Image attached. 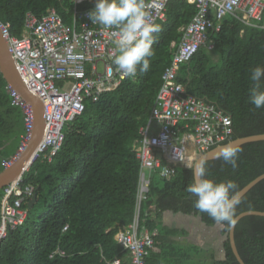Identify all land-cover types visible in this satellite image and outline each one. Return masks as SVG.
<instances>
[{
  "label": "trees",
  "instance_id": "16d2710c",
  "mask_svg": "<svg viewBox=\"0 0 264 264\" xmlns=\"http://www.w3.org/2000/svg\"><path fill=\"white\" fill-rule=\"evenodd\" d=\"M73 0H0V22L9 24L12 35L21 37L27 13L40 17L54 9L65 24L72 17ZM82 2L78 9H92ZM195 7L186 0H170L165 20L154 33L153 56L146 73L123 80L114 90L96 99L88 97L83 112L63 127L64 138L51 160L37 157L21 176L31 185L36 201L26 211L24 222L7 231L0 240V264H130L128 252L114 240L135 213L139 163L133 151L139 127L149 117L160 76L170 64L181 39L180 28L191 20ZM211 51L199 48L178 68L177 80L185 93L214 104L231 119V136L222 141L264 133V108L249 103L251 70L264 66V29L226 16L217 32H210ZM0 74V171L10 159L24 132L20 107L11 97ZM13 144L7 152L6 146ZM8 144V145H7ZM238 167L221 160L207 161V178L233 180L239 190L264 173V141L241 145ZM211 147L210 149H212ZM194 182L190 167L176 169L169 178L150 177L149 190L139 208V225L156 229L145 264H239L233 255L228 231L207 213L194 207L195 196L187 192ZM0 190V201L3 198ZM264 212V179L253 186L238 206L244 211ZM163 212L198 217L208 226H218L224 236L223 259L196 244H178L173 237L187 231L163 224ZM234 242L244 264H264V217L245 216L234 228Z\"/></svg>",
  "mask_w": 264,
  "mask_h": 264
},
{
  "label": "built area",
  "instance_id": "2783aa9c",
  "mask_svg": "<svg viewBox=\"0 0 264 264\" xmlns=\"http://www.w3.org/2000/svg\"><path fill=\"white\" fill-rule=\"evenodd\" d=\"M95 5V0H73L72 17L65 24L54 9L36 17L27 13L21 37L0 22V33L8 45L14 66L26 88L42 103L44 131L32 160H51L60 148L64 125L79 116L88 97L114 90L124 77L113 64L115 46L112 31L88 18L92 9H78L82 2ZM170 0H142L144 10L158 25L165 20ZM195 13L182 33L170 64L160 76V86L149 117L137 131L133 151L139 163L132 221L114 235L116 243L128 252L130 264H145L153 245L156 229L139 225V208L149 190L150 177L169 178L180 167H189L200 154L231 136V119L214 104L185 93L177 80L178 68L204 47L213 49L210 32L221 28L226 16L241 23L264 29V0H186ZM10 104L23 113L24 132L15 154L2 160L6 168L28 145L34 127L30 104L17 91L6 86ZM182 157V159H181ZM28 167L26 168V170ZM25 170V171H26ZM34 193V187L23 185L21 177L3 187L0 201V240L7 231L20 226L26 217L23 208ZM111 264H119L114 260Z\"/></svg>",
  "mask_w": 264,
  "mask_h": 264
},
{
  "label": "clouds",
  "instance_id": "9594fccd",
  "mask_svg": "<svg viewBox=\"0 0 264 264\" xmlns=\"http://www.w3.org/2000/svg\"><path fill=\"white\" fill-rule=\"evenodd\" d=\"M93 24L106 29H114L112 36L115 46L113 64L124 77L134 78L137 71L146 73L153 56L154 33L160 31L149 14L144 10L142 0H95L94 8L88 13ZM252 86L248 100L255 109L264 108V66L258 65L251 70ZM243 148L236 143L221 146L214 158L238 167L239 154ZM182 159V157H181ZM193 170L194 182L187 192L196 197L194 207L219 225L231 230L237 223L236 212L242 203V192L235 181H214L207 178V158L202 157L189 165Z\"/></svg>",
  "mask_w": 264,
  "mask_h": 264
},
{
  "label": "water",
  "instance_id": "95a60500",
  "mask_svg": "<svg viewBox=\"0 0 264 264\" xmlns=\"http://www.w3.org/2000/svg\"><path fill=\"white\" fill-rule=\"evenodd\" d=\"M0 74L2 78L5 80L6 84L9 85L11 88H13L15 91L18 92L20 97L26 101L28 104L31 105L32 110H33V115H34V127L30 135V139L28 142L27 147L25 148V153L21 154L16 158V160L12 163V165L3 168L2 171H0V190L8 185L9 183L15 181L16 179L20 178L24 171L26 170L27 167L30 166V164L33 162L32 157L29 160V162L25 165L24 159L26 158V154L28 153H35L37 145L42 137L43 131H44V119H43V111H42V103L39 99H35L34 102H32L31 95L29 93V90L26 88V86L23 84V81L21 80L11 57V54L8 49V45L6 41L4 40L3 36L0 33ZM34 95V94H33ZM35 96V95H34ZM38 101V102H37ZM40 111L42 116L40 115ZM258 141H264V133L263 134H255V135H249L245 137H240L234 140H231L227 143H236L238 145H244L247 143H252V142H258ZM225 143V144H227ZM225 144H220L212 149L198 155L191 164H193L196 160L202 157H206L207 161L213 160L214 158V153L223 145ZM23 151V152H24ZM24 163V164H23ZM25 165V167H24ZM193 173V170H192ZM194 175H193V180H194ZM264 179V173L260 174L259 176L255 177L253 180H251L249 183H247L244 187L240 189L242 192V196H244L253 186H255L258 182ZM36 201V192L33 193L31 198L27 202V209H30L32 205ZM250 215H255V216H261L264 217V212L260 211H244L236 215L237 222L245 217V216H250ZM237 224V223H236ZM236 226V225H235ZM235 228V227H234ZM234 228L228 231V240H229V245L231 248V251L233 255L235 256L236 260L238 261L239 264H244L243 260L240 258L235 242H234Z\"/></svg>",
  "mask_w": 264,
  "mask_h": 264
},
{
  "label": "rangeland",
  "instance_id": "374dc122",
  "mask_svg": "<svg viewBox=\"0 0 264 264\" xmlns=\"http://www.w3.org/2000/svg\"><path fill=\"white\" fill-rule=\"evenodd\" d=\"M5 150H7V152H11L13 150V144L10 143L8 146H6ZM177 214L178 215L170 214L172 215L171 219L168 220V222L165 221V223L166 222L168 223L166 225L181 227L188 230L189 237H187L186 239L187 241L200 246L204 251L212 250L216 259H223L224 256L222 250V242L225 237L220 234V228L218 226L208 227L202 225L197 217L192 218V217H187L186 215H182L181 213H177ZM169 222H171L170 225ZM196 264H208V263H196Z\"/></svg>",
  "mask_w": 264,
  "mask_h": 264
},
{
  "label": "crops",
  "instance_id": "0c3cea01",
  "mask_svg": "<svg viewBox=\"0 0 264 264\" xmlns=\"http://www.w3.org/2000/svg\"><path fill=\"white\" fill-rule=\"evenodd\" d=\"M168 212H163V214H162V218H161V220L163 221V224L164 225H166V224H168L167 222H168V220H170L171 219V216L172 215H170V214H167ZM174 215H178V214H174ZM183 215V214H182ZM187 217H192V218H194V216H187ZM186 218V217H185ZM198 218V217H197ZM198 220H199V222L202 224V225H204L201 221H200V219L198 218ZM165 221H167L166 223H165ZM171 224V222H169V225ZM166 226H168V225H166ZM206 226V225H205ZM168 227H174V226H172V225H170V226H168ZM175 228H181V227H175ZM181 229H184V228H181ZM184 230H186V229H184ZM187 231V235H185V236H178V237H173V240L174 241H176L178 244H187V243H190L189 241H187L186 239H187V237H189V233H188V230H186ZM191 244H194V243H191Z\"/></svg>",
  "mask_w": 264,
  "mask_h": 264
},
{
  "label": "bare ground",
  "instance_id": "6f19581e",
  "mask_svg": "<svg viewBox=\"0 0 264 264\" xmlns=\"http://www.w3.org/2000/svg\"><path fill=\"white\" fill-rule=\"evenodd\" d=\"M23 84H24V83H23ZM29 93H30V92H29ZM30 95H31L32 102H34L35 99H36V100L38 99V98H37L36 96H34L32 93H30ZM37 102H38V101H37ZM40 115L42 116L41 111H40ZM22 153L24 154L25 151H24V152H21V153L19 154V156H20ZM32 153H33V152L28 153V154L25 155L26 158L23 160L24 163H25V165H26V164L29 162V160L31 159V157H32ZM24 163H23V164H24ZM25 165H24V167H25Z\"/></svg>",
  "mask_w": 264,
  "mask_h": 264
}]
</instances>
